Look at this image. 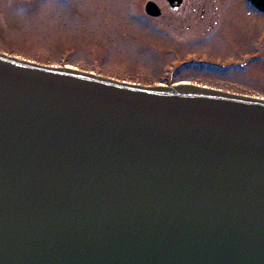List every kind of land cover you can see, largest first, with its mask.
I'll return each instance as SVG.
<instances>
[{"label":"water","instance_id":"1","mask_svg":"<svg viewBox=\"0 0 264 264\" xmlns=\"http://www.w3.org/2000/svg\"><path fill=\"white\" fill-rule=\"evenodd\" d=\"M202 91L0 55V264H264V102Z\"/></svg>","mask_w":264,"mask_h":264},{"label":"rangeland","instance_id":"2","mask_svg":"<svg viewBox=\"0 0 264 264\" xmlns=\"http://www.w3.org/2000/svg\"><path fill=\"white\" fill-rule=\"evenodd\" d=\"M21 1L23 4L9 9L5 0H0L2 54L41 66H66L134 88L170 89L188 84L197 87L192 88L195 92L264 102V57L246 69L218 65L179 68L191 58L210 56L209 63H216L235 53H253V44L264 38V18L252 20L254 16L242 0H222L226 2L221 4L226 9L223 29L219 31L222 34L205 47L177 44L196 38L200 31L206 33L208 23L200 28L194 25L191 31L183 29L189 24L182 22L168 24L160 20L150 24L144 12L148 0ZM155 1L166 11L165 0ZM208 1L215 5L214 12L219 0ZM241 37L242 45L235 46L232 41ZM195 41L200 40L192 42ZM245 43L247 47H243ZM173 48L179 50L178 54H166Z\"/></svg>","mask_w":264,"mask_h":264},{"label":"flooded vegetation","instance_id":"3","mask_svg":"<svg viewBox=\"0 0 264 264\" xmlns=\"http://www.w3.org/2000/svg\"><path fill=\"white\" fill-rule=\"evenodd\" d=\"M62 1L64 3L69 2L68 0H62ZM165 1L167 4L166 11L160 7L157 1L148 0V4L149 3L155 4L157 6L156 8L158 10V13H160V15L158 16L148 15L147 16L148 23L156 25L155 22L160 20H165V22L168 24H174L173 23L174 21L182 22L189 24V26H184V27L182 26V28L186 29V31H191L193 28H195L194 25H199L198 28H200L201 25H204L206 23L209 24V26H207L208 31L206 33L200 31L198 32L200 35H197L196 38H193L194 37L193 36L190 38V40H184L177 44L178 47H183L188 45H202L203 47H205L204 45H206L208 42L214 41L216 37L218 38V36L222 34L219 33V31L221 32V30L223 29L222 25L224 23H222V20L225 16L226 9H224V5L221 4H225L226 2L219 0L215 7L216 10L212 12L213 10L212 7H214L215 5L208 0H192V1L190 0V2L189 0H165ZM21 2H22L21 0H5L6 3L5 6L6 8L13 9V8H17ZM33 2L34 1H32V3ZM242 3L244 7H246L247 11L249 10V12H251V14L254 16L252 20L255 19L257 21L260 18H264L263 15L257 13L252 8V6L248 3L247 0H242ZM166 13H169V15H166ZM155 27H159V26H155ZM170 39L172 41L175 40L173 38ZM194 39H199L200 41H195L194 43L192 42L194 41ZM242 42H243V37H241L238 41H232V43L235 46L238 45L239 43H241L242 45ZM215 45L219 46L220 44L216 42ZM243 47H247V43H245ZM263 48H264L263 43L259 41V39H257L255 44H253V50H254L253 53L252 52H243L239 54L235 53L234 55L232 54L230 56H227L226 59L217 60V62L215 61L216 63H213L212 61L211 63H209L210 56H208V58L206 59L196 58L195 60L183 62L182 64L179 65L180 66L179 68L184 69L185 67L188 66L208 67V66L218 65L219 67L225 69L230 67L231 69H235V68L246 69L247 67L250 66V64L262 60V58L264 57ZM176 50L177 48L176 49L173 48L172 50H167L166 54L176 55L179 52V50L177 51ZM211 59L212 58H210V60ZM221 61H225V62L221 63Z\"/></svg>","mask_w":264,"mask_h":264},{"label":"bare ground","instance_id":"4","mask_svg":"<svg viewBox=\"0 0 264 264\" xmlns=\"http://www.w3.org/2000/svg\"><path fill=\"white\" fill-rule=\"evenodd\" d=\"M185 86H188V84L187 85L185 84ZM185 88H188V87H185Z\"/></svg>","mask_w":264,"mask_h":264}]
</instances>
